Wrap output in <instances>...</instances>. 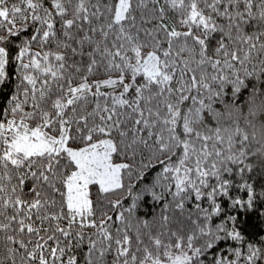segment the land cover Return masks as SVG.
Wrapping results in <instances>:
<instances>
[{
  "label": "snow or ice",
  "instance_id": "obj_1",
  "mask_svg": "<svg viewBox=\"0 0 264 264\" xmlns=\"http://www.w3.org/2000/svg\"><path fill=\"white\" fill-rule=\"evenodd\" d=\"M50 2L51 10L44 6V0H0V85L9 79L7 69L10 64L15 65L18 81L6 107L0 110V240L7 252L6 257H0V264H5L6 260L16 264L17 254H20L21 264H80V256L76 253L85 245L83 264H107L106 257L113 253L112 264H137L138 257L132 251L128 235L131 226L127 224L124 211L133 214L143 194L160 201L165 193L181 211L186 202L194 199L199 215L193 221L195 231L186 240L178 238L174 245H165L158 237H150L157 251L175 253L174 256L165 255L164 259L170 260L171 264H204L202 258L210 250L221 241H232L240 247L225 249L226 254L213 255L210 264H264V250L260 247L249 243L244 249V237L234 226L235 216L226 218L231 227L224 222L214 227L210 224L213 217L223 211L218 203L220 197L229 198L233 208L246 206V209L254 210L257 193L254 182L245 178L244 169L236 173L224 172L221 176L198 174V178L193 179L191 173L182 168V161H173L172 156L159 160L162 167L154 184L134 196L132 205L116 216L120 226L114 234L112 224L108 223L111 217L102 219L99 224L93 219L95 212L89 196L90 185H98L99 193L108 194L123 187V173L131 174V165L113 163V154L130 152L135 157L136 145L148 148L153 159H159L157 153L165 155L168 152L160 137L157 136V147L153 149L139 135L141 131H147L148 139H151L154 134V125L145 118L141 102L146 99L145 92H150L153 86L160 94L172 92L169 84L177 68L173 52L181 37L183 43L179 44L176 56L180 53L192 57L198 55L197 63L203 73L199 80L193 75L189 92L201 87L212 90L206 82L208 67L218 73L211 77L220 89L217 98L226 91V86H230L235 94L244 90L245 79L240 77L237 64L244 70L245 77H255L257 73L264 75V61H259V66L254 65L252 70L246 67L253 52L259 54L258 48L264 51V31L247 35L243 27L257 18L264 20V0H203L211 12L228 18L227 33L211 15L206 16L199 8L201 0H166L171 9L184 14L181 23L188 26L189 31L183 33L175 29L168 31L163 25L149 31L137 23L136 12H141L143 21L144 10L148 9L149 3L155 6L158 0ZM241 3L243 11H230ZM222 4L227 7L221 12ZM149 11L153 18H157V12L158 18L165 15L163 7L159 10L153 7ZM69 16L71 18H67ZM193 27L202 31L203 38L193 35ZM29 28L32 35L24 38L23 33ZM233 28L237 32L235 40ZM142 32L153 41V51L146 57L142 55V49L148 44L141 38ZM160 32L164 33L163 39L157 38ZM216 32L233 43L246 44L247 52L241 57L240 49L229 51L222 37L217 42L215 54L222 53L225 59L222 64L220 60H212L208 56V41ZM189 37L193 41L191 45ZM164 44L167 48H163ZM33 46L40 50L31 51ZM158 50L163 59L157 55ZM180 63L184 65L180 69V79L187 86L183 80L185 69L192 70L187 61ZM113 73L118 75L113 78ZM129 74L131 82L125 83ZM101 75L107 78L94 79ZM138 76H143V83H137ZM118 88H122L119 95L116 94ZM132 88L135 98L130 100L128 93ZM129 133L132 134L130 141ZM114 134L119 137L118 142ZM69 142H79L84 147L73 149ZM233 177L240 183L237 184ZM28 182L31 187L25 193ZM234 186L247 192L246 200L230 197ZM156 187L161 191H155ZM25 195L32 198L25 199ZM258 195L264 200V191ZM204 199L209 202L207 208L202 207ZM119 203L115 202L113 208ZM164 207L168 209L170 205ZM188 218L191 219V214ZM163 220L167 225L166 215ZM62 221H67V227L61 226ZM45 224L47 228H44ZM86 228L95 231L86 234ZM25 234L27 241L23 238ZM34 235L39 239L33 244ZM204 237L212 239L203 245L196 243ZM137 241H140L139 234ZM144 252L139 264H159L161 257L154 256L147 246Z\"/></svg>",
  "mask_w": 264,
  "mask_h": 264
},
{
  "label": "trees",
  "instance_id": "obj_2",
  "mask_svg": "<svg viewBox=\"0 0 264 264\" xmlns=\"http://www.w3.org/2000/svg\"><path fill=\"white\" fill-rule=\"evenodd\" d=\"M44 6L51 10L50 0H44ZM153 7L157 10L163 7L165 11L164 17L158 18L157 12V18H153L152 12L149 11ZM226 7L227 4H222L219 11H224ZM199 8L203 10L206 16L211 15L215 23L221 26L225 33L229 31L228 18L211 12L203 0H201ZM238 10L243 11L242 3L238 7L233 6L230 9L232 13ZM254 11H256L255 8ZM136 17L137 23L145 30L150 31L156 29L158 25H163L168 31L172 29L181 33L189 31V27L181 23L184 14L181 11L171 9L166 4V0H158L155 6L149 3L148 9L143 12V21L141 20L140 11L136 12ZM243 27L244 33L252 35L254 32L264 31V20L257 18ZM59 28V21L57 20V31H59ZM192 32L194 36L203 38L201 30L193 27ZM231 32L233 40H235L237 32L234 28ZM31 35V28L23 33L24 38H28ZM240 35L243 38L244 34L241 33ZM163 36V32L157 34V38L159 39H163ZM222 37L228 45L229 51L240 49L239 54L241 57L247 52L246 44H240L239 41L233 43L222 33L216 32L212 34L208 41V56L212 60H220L222 64L225 59L222 53L220 55L215 54V49L218 46L217 42ZM141 38L146 40L148 44L147 47L142 49V55L146 56L149 52L153 51V41L151 37H145L143 32L141 33ZM180 43H183V37L180 38L173 52V58L177 61V68L175 69L174 78L169 84L172 92L168 93L165 91L160 94L159 89L153 86L150 92H145L146 99L141 102V109L145 118L154 125L152 129L154 134L151 139H148L147 131H141L139 135L143 136L153 149L157 147L155 144L157 136L160 137L167 145L168 152L165 155L157 153L159 159H153L152 152L148 148H145L143 145H136L137 155L135 157H132L130 152L128 154H113V163H128L131 165V174L127 172L123 173V187L108 194L99 193L98 185L89 186V196L93 202V210L95 212L93 219L99 224L102 219L111 217L108 223L112 224L114 234L116 227L120 226L116 221V216L132 205L134 196L141 194L146 186L151 187L154 184L157 174L161 171L162 167L159 160H167V156H172L173 161H182V168L190 172L193 179L198 178V174L202 176L207 173L208 175L215 174L221 176L224 172L236 173L239 169H244L245 178L250 183L254 182V189L257 193L254 210L246 209V206L233 208L231 207V200L229 198L220 197L218 203L221 205L223 211L219 216L213 217L210 224L214 227L224 222L228 223L229 227H231V222L227 221L226 218L235 216L236 221L234 226L244 237V249L247 248V244L251 243L264 250V214H262L264 213V200L258 195L261 191H264V149H261L260 143L255 142L252 137L253 131H264V75L257 73L255 77H245L244 70L237 64L240 77L245 79L244 90L239 94H235L232 93L230 86H226V91L221 92L219 98H217L216 93L220 89L217 84L211 81V77L218 73L213 71L211 67H208L206 82L212 86V90H205L201 87L199 90L193 89L189 92L193 75L199 80L203 73L197 63L199 60L198 55L192 57L188 53H180L179 56H176V53L179 52ZM188 43L189 45L193 43L191 37H189ZM52 47L54 49V45ZM163 48H167V44H164ZM39 50L35 46L31 49L33 52ZM15 51L16 49L13 48L12 52L15 53ZM196 51L197 53L199 52L198 45L196 46ZM256 51L259 54L253 52L252 60L246 65L249 70H252L254 65L258 67L259 61H264V51H261L259 48ZM68 55L70 56L71 53L69 52ZM157 55L163 59L161 51L158 50ZM76 59H79V57ZM180 61H187L188 68L192 70L185 69L183 80L187 82V86L183 85L180 79V69L184 68V65ZM14 68V64L8 66L9 79L6 83L0 85V110L6 107L7 101L15 90V85L18 83L15 79ZM226 74L232 78L231 73H227V70ZM112 75L115 78L118 74L113 73ZM106 78L107 76L101 75L94 79ZM130 82L129 74L125 78V83ZM143 82V76H138L137 83ZM105 91L109 90L105 89ZM120 91H122V88H118L116 94L119 95ZM148 97L151 98L147 99ZM134 98L135 89L132 88L129 90L128 99ZM149 109L151 110L150 112ZM26 110L30 109L26 108ZM33 126H35V123H33ZM131 135L129 133V141L131 140ZM115 140L118 142L119 137L115 136ZM69 146L73 149H78L84 147V144L69 142ZM143 165L150 166L143 168ZM249 169H251L250 173L248 172ZM232 179L237 184L240 183L236 177ZM212 183L215 184V180ZM30 187L31 182H28L24 188L25 193L28 192ZM155 191L160 192L161 189L156 187ZM247 195L246 191H241L235 186L230 190L231 198L246 200ZM31 198V196L25 195V199L30 200ZM57 199H59V194H57ZM117 201L120 202L119 205L113 208V204ZM208 203V200L204 199L202 207L207 208ZM165 204H169L170 207L165 209ZM195 204L196 201L192 199L185 203L184 210L181 211V209L176 207V202L167 193L164 194V198L160 201H154L150 195L143 194L137 201L133 214L124 211L127 224L131 226L128 229V235L132 242V251L138 257L137 264H139V261L146 254L144 252L145 246L152 250L154 256L161 257L159 264L169 263L170 260L163 257L165 255L174 256L175 253H164L163 250L157 251L150 237H158L165 245H174L178 242V238L186 240L195 231L193 221L199 215L195 211ZM190 214L191 219L188 218ZM9 215H11L10 211ZM165 215L168 217L167 225H165L163 220V216ZM36 223L39 226V221H36ZM61 226L67 227V221H62ZM47 227L48 225L45 224L44 228ZM84 231L86 234H90L95 229L86 228ZM137 234L140 236V241H137ZM41 235H43V232H41ZM23 238L25 241L28 240L26 234ZM37 239L39 237L35 235L32 237L33 244ZM209 239H212V237L201 238L196 243L203 245ZM29 247L31 248L32 245H29ZM236 247H240V245L232 241H221L215 249L210 250L209 254L202 258L204 264H210L213 255L226 254L225 249ZM138 248L140 249L139 251H137ZM86 250L87 245L76 253L80 256V264H83V252ZM176 252L178 254V250ZM181 255H185V253L181 252ZM6 256L7 252L4 242L0 240V257ZM113 256L114 253L106 257L107 264H112ZM5 264H11V261L6 260ZM16 264H21L20 254L16 256Z\"/></svg>",
  "mask_w": 264,
  "mask_h": 264
},
{
  "label": "clouds",
  "instance_id": "obj_3",
  "mask_svg": "<svg viewBox=\"0 0 264 264\" xmlns=\"http://www.w3.org/2000/svg\"><path fill=\"white\" fill-rule=\"evenodd\" d=\"M252 137L255 142L260 143L261 149H264V131H260V132L253 131Z\"/></svg>",
  "mask_w": 264,
  "mask_h": 264
},
{
  "label": "rangeland",
  "instance_id": "obj_4",
  "mask_svg": "<svg viewBox=\"0 0 264 264\" xmlns=\"http://www.w3.org/2000/svg\"><path fill=\"white\" fill-rule=\"evenodd\" d=\"M146 56H147V55H146ZM146 56H145V57H146ZM168 264H171V261H169V263H168Z\"/></svg>",
  "mask_w": 264,
  "mask_h": 264
}]
</instances>
